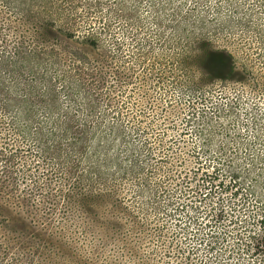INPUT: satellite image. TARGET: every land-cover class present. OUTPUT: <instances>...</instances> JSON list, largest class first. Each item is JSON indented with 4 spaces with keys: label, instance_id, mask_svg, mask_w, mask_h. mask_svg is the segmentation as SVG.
<instances>
[{
    "label": "rangeland",
    "instance_id": "1",
    "mask_svg": "<svg viewBox=\"0 0 264 264\" xmlns=\"http://www.w3.org/2000/svg\"><path fill=\"white\" fill-rule=\"evenodd\" d=\"M81 182L158 204L193 264H264V0H0V264H65Z\"/></svg>",
    "mask_w": 264,
    "mask_h": 264
},
{
    "label": "trees",
    "instance_id": "2",
    "mask_svg": "<svg viewBox=\"0 0 264 264\" xmlns=\"http://www.w3.org/2000/svg\"><path fill=\"white\" fill-rule=\"evenodd\" d=\"M203 55L208 60H221L224 53L209 48ZM128 172H137L134 161L129 163ZM141 179L146 182V177ZM141 179H138L140 188ZM66 199L61 221L69 226L59 222L56 227L61 229L47 235L46 247L40 252L42 257L48 254L60 259L61 253L70 250L81 264H177L173 256L179 246L183 249L181 255L187 257L182 264L195 261L191 248L166 228L158 204L150 200L149 203H126L119 185L96 188L77 183ZM58 239L63 242V248L55 243ZM258 243L264 247V237ZM100 247L110 250V257L99 255Z\"/></svg>",
    "mask_w": 264,
    "mask_h": 264
},
{
    "label": "snow or ice",
    "instance_id": "3",
    "mask_svg": "<svg viewBox=\"0 0 264 264\" xmlns=\"http://www.w3.org/2000/svg\"><path fill=\"white\" fill-rule=\"evenodd\" d=\"M177 2H182V0H177ZM189 2H191V0H189ZM235 2L237 3H243L244 0H235ZM249 2H252V0H249ZM109 3L111 4L112 7H117V3L118 0H109ZM85 7H87V4L85 3ZM193 196L195 195V193H191ZM189 206L190 202H189ZM221 212L223 211L222 209L220 210ZM231 211V210H229ZM6 212V209L3 207H0V216L4 215ZM203 215L206 218H211V213L209 212H202V210L199 207H196L194 209L193 214L188 216V221L189 223H191L196 231L201 232V234H203L204 226L200 223H198L200 216ZM194 234V233H193ZM187 237H185L186 239ZM167 250V249H166ZM175 255L173 256V259L175 261H177V264H182L183 260H186L187 257L186 256H182L181 253L183 252V249L179 246H177L175 249ZM61 258L65 259L66 264H81L79 259L74 258V253H72L70 250L64 253H61Z\"/></svg>",
    "mask_w": 264,
    "mask_h": 264
}]
</instances>
